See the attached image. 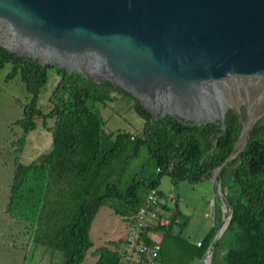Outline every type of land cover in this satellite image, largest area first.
I'll list each match as a JSON object with an SVG mask.
<instances>
[{"label": "trees", "instance_id": "1", "mask_svg": "<svg viewBox=\"0 0 264 264\" xmlns=\"http://www.w3.org/2000/svg\"><path fill=\"white\" fill-rule=\"evenodd\" d=\"M9 66L6 79L18 76L30 96L23 116L16 124L25 134L35 130L46 117L52 121L51 149L28 164L17 162L5 212L27 223L31 241L48 251L61 254L63 264H81L93 246L89 231L101 207L129 220L132 225L151 189H158L163 175L173 184L187 181L198 184L211 180L216 166L233 152L242 126L234 111L225 117L226 132L217 123L202 127L165 116L155 120L140 102L120 87L26 59L0 46V72ZM48 69H54L59 82L53 91L52 106L43 112L37 105L47 82ZM130 103L143 120L139 132L104 130V121L92 110L89 101L105 103L117 96ZM148 159L140 169L130 172L140 149ZM221 191L232 207L231 220L216 244L208 264H264V123L253 125L242 154L218 172ZM160 201L148 215L160 219ZM170 222L147 226L137 242L158 246L154 258L136 250V264H199L210 246L221 221L197 243L183 236L185 224ZM150 233L159 234L158 239ZM94 264H124L132 252L99 248ZM49 255V256H50ZM52 257V255H51Z\"/></svg>", "mask_w": 264, "mask_h": 264}, {"label": "water", "instance_id": "2", "mask_svg": "<svg viewBox=\"0 0 264 264\" xmlns=\"http://www.w3.org/2000/svg\"><path fill=\"white\" fill-rule=\"evenodd\" d=\"M0 46L116 85L157 121L217 123L214 148L234 111L240 138L211 177L224 215L208 264L232 217L218 172L264 123V0H0Z\"/></svg>", "mask_w": 264, "mask_h": 264}, {"label": "rangeland", "instance_id": "3", "mask_svg": "<svg viewBox=\"0 0 264 264\" xmlns=\"http://www.w3.org/2000/svg\"><path fill=\"white\" fill-rule=\"evenodd\" d=\"M8 70L9 66H6L0 72V264H40L39 261H36V258H39L37 254L45 252V249L35 245H32V251L28 253L26 261H23L22 242L24 243L25 235L29 234V232L25 233V226L29 225L7 216L4 208L16 163L19 161L22 164H28L37 159L39 155L50 151L51 131L49 127L53 123L46 117L44 123L40 121L35 130L25 134L23 142V128L16 122L22 118L23 108L29 104L30 96L18 76L10 80L6 79ZM47 76L46 85L37 101V105L45 113L52 106L53 91L60 78L54 69H48ZM116 96L105 103L89 101L90 108L103 119L104 130L113 135L117 131H141L143 120L134 113L127 100ZM147 159V150L142 147L139 156L130 165V172L140 169ZM158 189L163 194L161 204H164L166 209L160 211V219L157 216H149V221L153 225H157L159 222L162 224L170 222L173 213L178 210L180 214L174 216V222L180 224L187 220L185 227L188 226L189 229L195 230L200 224L212 223L215 210L222 209L211 180L198 184H191L187 181L173 184L169 175L165 174L160 180ZM130 229L129 220L115 214L107 207H101L94 217L89 231V238L93 242V246L87 251L81 264H94L99 257L96 252L99 248L108 247L118 251L125 249ZM183 235L185 236V233ZM127 251L128 253L132 252L131 250ZM50 253L51 251H48L49 255ZM51 255L48 259L49 264H63L60 253L54 252ZM124 261V264H136V252H132L129 259Z\"/></svg>", "mask_w": 264, "mask_h": 264}, {"label": "built area", "instance_id": "4", "mask_svg": "<svg viewBox=\"0 0 264 264\" xmlns=\"http://www.w3.org/2000/svg\"><path fill=\"white\" fill-rule=\"evenodd\" d=\"M160 201L158 189H151L147 194L144 204L139 209L135 216L134 222L131 225L130 233L126 242V250H136L139 253H148L151 258L156 256L158 246L148 247L144 242H137L141 231L147 226L146 219L150 207L157 205ZM200 243L197 242V246Z\"/></svg>", "mask_w": 264, "mask_h": 264}, {"label": "crops", "instance_id": "5", "mask_svg": "<svg viewBox=\"0 0 264 264\" xmlns=\"http://www.w3.org/2000/svg\"><path fill=\"white\" fill-rule=\"evenodd\" d=\"M8 195H9V192H8ZM8 195H7V199H8ZM170 198H173V197L170 196ZM6 203H7V200H6ZM5 207H6V204H5ZM4 212H5V208H4ZM5 214L7 216H9L6 212H5ZM220 215H221V221H222V218H223L222 216L224 215L223 206H222V209H216L215 210V214H214V218H213L212 223H210V224L208 223L205 225L200 224L199 227H197L195 230L189 229L187 226V227H185L184 232H183V233H185V236L184 235L183 236L185 238H187L189 241L194 242V243L201 241L202 238L209 231V229L212 228L217 223ZM149 216L150 215H147V220H149ZM221 221H220V223H221ZM220 223H219V225H220ZM20 227H21V225L19 224V228ZM25 227H26L25 233L29 232V234L27 233V235H25L24 243L22 242V249L24 251L23 261H26L28 253L32 251V245H33L32 241H31V233H30L31 230L27 226H25ZM150 235L155 239H158V237H159V234H157V233H150ZM27 237H28V240H27ZM126 242H125V247H126ZM8 245H10V244H8ZM37 256L39 258H36V261H39L40 264H49V260H48V259H50L49 254H47L46 252H41L40 254H37Z\"/></svg>", "mask_w": 264, "mask_h": 264}]
</instances>
